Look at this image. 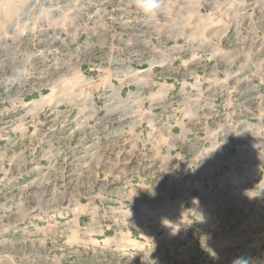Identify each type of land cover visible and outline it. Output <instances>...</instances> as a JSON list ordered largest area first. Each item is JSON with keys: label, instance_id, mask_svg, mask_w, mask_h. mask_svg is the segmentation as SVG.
Returning <instances> with one entry per match:
<instances>
[{"label": "rangeland", "instance_id": "obj_1", "mask_svg": "<svg viewBox=\"0 0 264 264\" xmlns=\"http://www.w3.org/2000/svg\"><path fill=\"white\" fill-rule=\"evenodd\" d=\"M158 3L148 16L135 0H0V264H234L242 256L264 264V172L251 187L204 189L200 170L192 182L184 170L169 174L161 165L160 172L142 161L131 139L112 138L90 155L94 137L116 123L74 122L99 86L114 88L106 93L111 100L117 94L144 103L146 112L161 85H182L183 75L168 73L167 62L136 68L146 70L141 74L119 71L152 53L157 39L184 38L201 48L196 72L187 75L192 86L210 84L211 62L219 56L227 64L220 54L231 46L245 55L256 88L254 140L262 141L264 0ZM100 57L111 63L91 82L81 71ZM51 76L50 91L27 98ZM133 176L144 188L124 184ZM247 176L252 180L242 172L239 178ZM152 179L161 182L154 190ZM111 195L127 198L128 208L109 213ZM149 201L153 210L145 215L140 208Z\"/></svg>", "mask_w": 264, "mask_h": 264}, {"label": "built area", "instance_id": "obj_2", "mask_svg": "<svg viewBox=\"0 0 264 264\" xmlns=\"http://www.w3.org/2000/svg\"><path fill=\"white\" fill-rule=\"evenodd\" d=\"M123 1L128 2L129 0ZM53 11L55 9L51 12ZM155 45L152 53L143 52L144 50L141 49L140 52L143 53L138 54L137 59L132 60L127 66L122 67L119 73L135 71L141 74L146 70L141 72L136 68L143 66H151L153 69L163 68L167 62L170 67L168 73L183 75V84L180 86L177 81L167 87L161 85L163 88L160 92L161 100L148 104V112L153 114L163 130L183 123L190 125V134L196 132V136L192 139H200L201 146L198 151L200 160L198 162L200 161L202 188L226 189L229 184L231 188H238L241 185L253 186L256 178L254 174L257 171L264 172V134L262 141L256 144L254 140L256 88L254 85L250 86L252 83L249 79L252 71L250 62H242L245 55L241 54V50H235L233 45L230 50L220 54L223 57L226 56L227 64L221 63L219 56L211 62L208 74L212 77L210 84L196 83L195 86H192L187 83V75L196 72L195 69L199 66L198 63L201 59L197 53L201 51V48L192 47L189 41L184 38L169 39L168 42L157 39ZM114 59L119 64L123 61L121 56ZM110 63L111 60L105 57L90 61L87 64V69L81 71V75L84 78H89L91 82H95L94 76L105 74ZM33 65L35 66L33 72L39 70V64ZM45 73L47 76L50 75L48 72ZM221 75L227 76L228 80L222 82L219 79ZM241 83L243 84L240 85ZM54 84L53 77H48L38 89L31 91L27 98H42L45 92L53 88ZM235 86L242 91L245 99L238 95V91L234 90ZM112 90L114 88H108L106 91V87L99 86L92 93L91 99L86 104H82L83 116L79 114L74 119V122L78 124L86 123L88 125L107 124L112 120L116 123V126L113 124V129L107 130L102 136L100 134L98 137H94V142L90 146L93 153L98 152L97 147L105 141H110L115 137L121 138L130 130L142 125L141 121L137 119L140 114L137 101H123L122 97L117 94L115 95L116 101L115 99L111 100V95H106V93H110ZM119 91L123 92L121 89ZM100 92H102L101 96ZM130 93L132 92L130 91ZM131 97L132 94L129 95V98ZM247 101L250 102L253 109L249 103H246ZM33 103L35 101L31 100L27 105ZM128 107L131 109V115ZM42 109L41 114L46 115L47 109L45 107ZM56 112L58 111L51 112V115ZM134 119L137 120L133 121ZM187 165L189 169L194 168V160L190 159ZM209 172L212 173L209 174ZM241 172L248 173L249 176L253 174L252 180L248 176L247 182L240 180ZM186 175L189 176V174ZM135 178L136 176H133L132 180ZM155 178L156 176L153 177V179Z\"/></svg>", "mask_w": 264, "mask_h": 264}, {"label": "crops", "instance_id": "obj_3", "mask_svg": "<svg viewBox=\"0 0 264 264\" xmlns=\"http://www.w3.org/2000/svg\"><path fill=\"white\" fill-rule=\"evenodd\" d=\"M157 100H155L152 103L158 102L161 100V95L160 93L157 96ZM144 103L142 102H137V107L140 110V114L138 115V120L141 121L142 125L141 127H137L136 129H132L129 132H127L124 136L121 138L123 140H130L134 141V146L132 149L134 151L138 152V156L141 157L142 161L144 163H149L151 164L150 167L157 168L158 171L163 172V170H159L163 165V167L168 169V173H175L181 172L184 170V172L189 173V176L191 177L192 175V180L195 176V174L200 170V160L198 156V151L200 148V142L198 143L197 141L192 139L194 136H196V132L193 134H190L189 129L191 128L189 124H178L173 127H169L166 130H163L160 125L157 123L156 118L153 116L151 112H144ZM129 109V114L131 115V109ZM149 109V106H148ZM144 115H148L146 118ZM141 116V117H139ZM143 118V119H142ZM134 119L133 121L137 120ZM88 125V124H87ZM92 125V124H89ZM99 125V124H98ZM105 125V124H101ZM110 141H105L104 143H109ZM195 142V143H194ZM196 148H192L195 147ZM90 155H98L99 153H93L91 150H89ZM193 159L195 167L194 168H188L187 162ZM183 165V166H181ZM212 172H209L211 174ZM189 177V178H190ZM201 179V178H200ZM161 182L160 181H154L153 179L151 180V187L156 188ZM126 185H130L131 189L133 190L135 187H139L142 185L144 188V182L142 181L141 177H136V179L130 181V183H124ZM202 186V185H201ZM150 187V186H149ZM192 189L197 190V184L195 187H192ZM154 190V189H153ZM152 190V191H153ZM118 197H113L111 195V200L109 201V204L107 205V209L109 210V213L115 210H126L125 208H128L129 206V200L123 196ZM192 196V190L190 192V195L188 194L187 200L192 201L191 199ZM119 198V199H118ZM187 201V202H188ZM154 204L151 203L150 201L147 204H144L143 207L140 208V212H143V214L148 215L150 211H152ZM95 207L96 202H95ZM149 211V212H147ZM105 220V219H104ZM109 222L110 218L108 219ZM123 227L126 230H130L129 227L125 226L124 223ZM128 225V224H126ZM109 229V227L107 228ZM131 229L135 231H140V230H145L141 226H134L131 225ZM104 231V230H103ZM131 237H133L132 232L134 231H129ZM139 238L142 237V234H137ZM136 241V240H135Z\"/></svg>", "mask_w": 264, "mask_h": 264}, {"label": "clouds", "instance_id": "obj_4", "mask_svg": "<svg viewBox=\"0 0 264 264\" xmlns=\"http://www.w3.org/2000/svg\"><path fill=\"white\" fill-rule=\"evenodd\" d=\"M137 8L145 15L152 16L155 14L156 9L159 7L158 0H136ZM248 257H239L234 264H247Z\"/></svg>", "mask_w": 264, "mask_h": 264}, {"label": "bare ground", "instance_id": "obj_5", "mask_svg": "<svg viewBox=\"0 0 264 264\" xmlns=\"http://www.w3.org/2000/svg\"><path fill=\"white\" fill-rule=\"evenodd\" d=\"M43 102H44V101H43ZM43 102H42V103H43ZM39 104H40V103H39Z\"/></svg>", "mask_w": 264, "mask_h": 264}]
</instances>
